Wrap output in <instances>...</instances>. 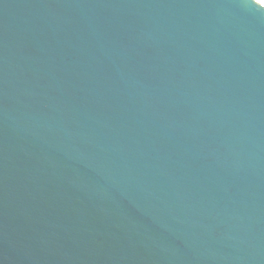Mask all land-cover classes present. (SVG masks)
Instances as JSON below:
<instances>
[{
    "label": "water",
    "instance_id": "95a60500",
    "mask_svg": "<svg viewBox=\"0 0 264 264\" xmlns=\"http://www.w3.org/2000/svg\"><path fill=\"white\" fill-rule=\"evenodd\" d=\"M0 264H264V0H0Z\"/></svg>",
    "mask_w": 264,
    "mask_h": 264
}]
</instances>
